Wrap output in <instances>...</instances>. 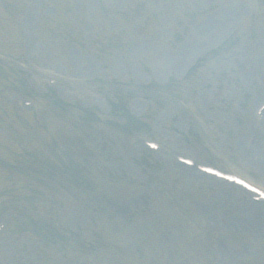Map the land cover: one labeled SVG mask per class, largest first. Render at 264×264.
<instances>
[{"label":"rangeland","instance_id":"obj_1","mask_svg":"<svg viewBox=\"0 0 264 264\" xmlns=\"http://www.w3.org/2000/svg\"><path fill=\"white\" fill-rule=\"evenodd\" d=\"M0 1V264H264V0Z\"/></svg>","mask_w":264,"mask_h":264},{"label":"bare ground","instance_id":"obj_2","mask_svg":"<svg viewBox=\"0 0 264 264\" xmlns=\"http://www.w3.org/2000/svg\"><path fill=\"white\" fill-rule=\"evenodd\" d=\"M231 17H233V16H231ZM229 18H230V17H229ZM213 28H214V29H209V30H215V29L217 30V29H218V27H213ZM221 31H222V29H221L219 32H221ZM210 32H211V31H210ZM212 34H215V32L212 31ZM216 34L219 35L218 31H217ZM206 40H207V41L210 40V39H209V35H207ZM203 42H204V41H203ZM260 145H261V146H264V141L261 142ZM194 178H196V177H194ZM228 186H230V185L228 184ZM230 187H231V186H230ZM241 190H242V189L239 188V187H237V189H236L237 192H241ZM226 194L228 195V192H227ZM228 196H229V195H228ZM244 205L250 207L249 202H245ZM250 208H251V207H250ZM254 209L260 211V212H259L260 214L264 213V208H263V206H261V205L256 206ZM244 211H245V210H244ZM252 211H254V210H252ZM252 211H249V212L247 211V212H248V214H251ZM248 214H245V217H248L249 220H253V218L250 217ZM255 218H257V217H255Z\"/></svg>","mask_w":264,"mask_h":264},{"label":"trees","instance_id":"obj_3","mask_svg":"<svg viewBox=\"0 0 264 264\" xmlns=\"http://www.w3.org/2000/svg\"><path fill=\"white\" fill-rule=\"evenodd\" d=\"M132 119H130V121H131Z\"/></svg>","mask_w":264,"mask_h":264}]
</instances>
